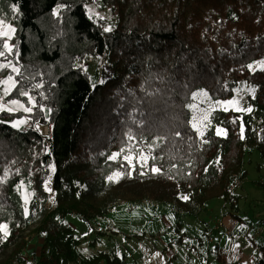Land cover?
Masks as SVG:
<instances>
[{"label":"trees","instance_id":"trees-1","mask_svg":"<svg viewBox=\"0 0 264 264\" xmlns=\"http://www.w3.org/2000/svg\"><path fill=\"white\" fill-rule=\"evenodd\" d=\"M0 20L14 29L11 52L0 36V61L17 68L5 99L30 120L18 129L8 120L21 112H0V264H27V234L41 240L30 264H127L84 254L64 218L151 203L168 206L179 231L214 201L237 213L254 153L264 177V0H0ZM101 58L112 73L95 83L85 65ZM243 87L255 90L252 110L215 111L198 134L194 94L223 100Z\"/></svg>","mask_w":264,"mask_h":264},{"label":"rangeland","instance_id":"rangeland-1","mask_svg":"<svg viewBox=\"0 0 264 264\" xmlns=\"http://www.w3.org/2000/svg\"><path fill=\"white\" fill-rule=\"evenodd\" d=\"M87 10L93 18L108 19V27H113L107 12H100L93 4L87 5ZM13 34L14 29L0 20V36L5 38L6 49L10 52ZM261 66L262 63L258 64ZM85 68L95 83L105 81L112 73L106 58L91 60ZM16 72L11 62L0 61V112H21L23 116L8 120V123L18 129H27L29 110L18 101L5 99L15 86ZM254 94V88L243 87L233 97L213 100L204 91L196 92L190 104L192 127L202 134L215 111L249 113L252 106L248 99ZM48 126H37L44 137L51 133ZM45 127H48V135H45ZM214 130L219 136L226 135L221 126ZM261 165L258 154L254 153L246 166L247 177L237 190L240 195L237 213L223 207V202L214 201L208 210H202L197 216L184 217L179 231L172 228L175 224L173 211L168 206L151 203L120 206L94 221H84L75 215L66 216L64 221L74 229L76 236L85 238L82 248L87 255L103 251L125 257L127 264H220L217 255L221 254L226 263L253 264L261 255L260 246L264 245V193L258 188V183L264 184ZM22 191L27 202L29 191L26 187ZM1 232L0 243L8 235L7 227L3 226ZM32 236L27 234L25 239L27 245L23 255L27 264L32 262L33 254H37L41 246V240Z\"/></svg>","mask_w":264,"mask_h":264},{"label":"built area","instance_id":"built-area-1","mask_svg":"<svg viewBox=\"0 0 264 264\" xmlns=\"http://www.w3.org/2000/svg\"><path fill=\"white\" fill-rule=\"evenodd\" d=\"M48 127L50 128V126H48ZM48 127H45V128H44V130H46V131H45V135H48V134H49V133H48V130H47ZM27 128H28V127H27ZM49 136H50V135H49ZM218 226L221 227L222 224H221V223H218Z\"/></svg>","mask_w":264,"mask_h":264},{"label":"crops","instance_id":"crops-1","mask_svg":"<svg viewBox=\"0 0 264 264\" xmlns=\"http://www.w3.org/2000/svg\"><path fill=\"white\" fill-rule=\"evenodd\" d=\"M215 202H216V201H215ZM217 202H220V203H222L221 201H217ZM209 207H210V206H209ZM209 207H208V208H209ZM208 208H207V209H205L204 211L208 210Z\"/></svg>","mask_w":264,"mask_h":264}]
</instances>
